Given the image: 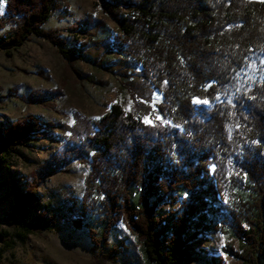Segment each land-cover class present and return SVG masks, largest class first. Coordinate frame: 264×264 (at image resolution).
Instances as JSON below:
<instances>
[{"label":"trees","instance_id":"obj_1","mask_svg":"<svg viewBox=\"0 0 264 264\" xmlns=\"http://www.w3.org/2000/svg\"><path fill=\"white\" fill-rule=\"evenodd\" d=\"M63 1L5 0L0 50L10 56L31 36L43 38L66 60L64 78L94 82L76 68L87 62L113 75L131 104L115 101L95 120L77 116L79 131L29 173L13 211L36 201L44 175L87 161L72 224L88 229L93 264H103L104 244L119 222L136 234L150 264H183L188 243L210 228L246 246L239 253L227 244L226 252L264 264V0H98L115 25L104 37L103 18L44 28ZM60 92L24 100L45 104ZM47 127L34 115L0 126V162Z\"/></svg>","mask_w":264,"mask_h":264},{"label":"rangeland","instance_id":"obj_2","mask_svg":"<svg viewBox=\"0 0 264 264\" xmlns=\"http://www.w3.org/2000/svg\"><path fill=\"white\" fill-rule=\"evenodd\" d=\"M4 6L5 0H0V16L4 15ZM84 18L106 21L99 37L111 33L115 26L102 12L98 0H64L44 28H66ZM6 29H0V34ZM64 34L72 32L65 30ZM68 38L70 44L71 36ZM82 40L80 37L78 41ZM65 65L66 60L56 48L36 36H31L10 56L0 50V126L26 115H34L48 125L0 162V264H93L95 258L88 229L72 224L80 212L84 178L89 170L87 161L72 160L44 175L35 192L36 201L23 210L11 208L16 190L23 188L29 173L49 159L61 142L79 131L74 125L77 116L95 120L115 101L126 109L131 104L127 92L106 70L77 61L76 68L89 74L94 80L91 82L72 74L64 78ZM58 89L60 94H49L45 104L24 100L35 93L45 95V91ZM156 97L159 94L155 92L153 103L159 100ZM145 118L151 120L150 116L140 120L146 123ZM165 207L168 209L169 204ZM40 214L43 219H38ZM227 244L239 253L245 252V244L231 234L212 228L202 231L188 243L190 255L183 264H213L212 260L218 258H222L223 264H245L225 251ZM103 248V264H150L136 234L121 222Z\"/></svg>","mask_w":264,"mask_h":264},{"label":"snow or ice","instance_id":"obj_3","mask_svg":"<svg viewBox=\"0 0 264 264\" xmlns=\"http://www.w3.org/2000/svg\"><path fill=\"white\" fill-rule=\"evenodd\" d=\"M0 10H2V9H0ZM247 59V58H246ZM259 63L260 64H264V58H261L260 59V61H259ZM248 67H255V62H253V63H250L249 65H248ZM237 75H239V73H237ZM214 83V82H213ZM211 86V84L209 85V87ZM237 91H239V88L237 89ZM155 99H159V97H156ZM216 99L217 100H219L220 99V95L218 94L217 96H216ZM155 102V101H154ZM194 103H199V104H205V105H207V104H209L210 103V101L208 100V99H204V100H200L199 98H195L194 99V101H193ZM228 103L229 104H231L232 103V99L229 97L228 98ZM235 113H233V115H234ZM97 119H98V117H97ZM156 119H158V120H161L162 121V123H164V124H170L171 122L170 121H167V120H164L161 116H157L156 117ZM145 122L146 123H152V121L150 120V119H147V118H145ZM176 127H179V125H176ZM253 143H259V141H253ZM229 163H231V161H229ZM215 166L213 165V168H214ZM246 175V174H245Z\"/></svg>","mask_w":264,"mask_h":264}]
</instances>
